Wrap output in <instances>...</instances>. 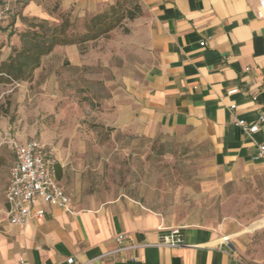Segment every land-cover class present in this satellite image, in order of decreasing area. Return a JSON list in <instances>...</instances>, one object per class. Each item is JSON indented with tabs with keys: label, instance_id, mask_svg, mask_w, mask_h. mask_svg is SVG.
I'll return each instance as SVG.
<instances>
[{
	"label": "crops",
	"instance_id": "obj_1",
	"mask_svg": "<svg viewBox=\"0 0 264 264\" xmlns=\"http://www.w3.org/2000/svg\"><path fill=\"white\" fill-rule=\"evenodd\" d=\"M117 1L26 0L23 14L49 20H58V14L66 12L85 17ZM137 1L141 13L126 25L128 33L116 28L107 38L96 40L99 48L92 64L106 68L110 75L108 81L99 78L108 93L96 112V137L81 127L67 144L62 139L56 143L57 179L70 197L73 212L39 201L34 215L43 207L44 217L33 215L25 226L13 225L4 196L0 264H70L69 258L74 264H245L232 254L230 245L221 242L215 229L177 224L162 208L105 179L101 165L110 158L91 154L96 146L90 147V142L101 145L107 137L115 140L117 133L133 139L188 133L211 148V164L220 170L223 185L264 169V156L258 155L264 122L253 134L235 124L239 119L254 124L264 116L261 2ZM13 41L18 43V37ZM78 47L82 46H58L45 58L60 49L74 58ZM4 51L0 58H6L10 48ZM83 63L80 60V66ZM232 89L238 92L229 94ZM101 130L108 132L107 137L99 135ZM14 162L15 155L10 167ZM210 185L220 186L217 181ZM178 227L183 244L163 245ZM119 235H125L124 244L139 246L111 253L120 245Z\"/></svg>",
	"mask_w": 264,
	"mask_h": 264
},
{
	"label": "rangeland",
	"instance_id": "obj_2",
	"mask_svg": "<svg viewBox=\"0 0 264 264\" xmlns=\"http://www.w3.org/2000/svg\"><path fill=\"white\" fill-rule=\"evenodd\" d=\"M17 1L23 0H0V57L8 47L9 31L20 29V25H11L12 13L8 11L19 10L21 4ZM116 3L125 15L118 28L128 33L126 25L140 15L139 3ZM78 19L79 25L83 24L84 18ZM98 48L96 41L85 44L78 47L74 58L64 49L57 50L45 58L32 81L0 84V215L8 170L14 160L6 143L8 137L41 141L55 148L56 155L57 141L62 139L67 144L77 128L84 127L96 137V112L108 93L99 78H110L106 68L92 64L96 63ZM80 60L84 62L82 66ZM101 133L108 135L105 130L100 131V136ZM94 144L96 152L91 154L110 158L101 165V172L116 187L162 208L163 214L177 224L206 225L215 229L220 238L235 235L230 238L234 255L245 264H264V227L249 229L264 217V169L250 171L223 185L220 170L211 164V148L188 133L164 134L154 139H133L117 133L115 140L107 137L101 145L90 142V147ZM215 181L220 186L213 188L210 183Z\"/></svg>",
	"mask_w": 264,
	"mask_h": 264
},
{
	"label": "built area",
	"instance_id": "obj_3",
	"mask_svg": "<svg viewBox=\"0 0 264 264\" xmlns=\"http://www.w3.org/2000/svg\"><path fill=\"white\" fill-rule=\"evenodd\" d=\"M261 9L258 12L260 18H264V0H260ZM205 45V42H201ZM238 92L232 89L229 94ZM235 108V105L232 106ZM264 122V116L259 122L248 124L244 119L235 122L246 134H253L260 128V123ZM6 143L13 150L15 162L9 169V179L6 185L4 196L6 202V214L9 222L13 225L25 226L34 215V207L37 202L45 205L59 207L68 212H73L70 197L64 185L57 179V157L53 147H48L41 141L32 139L27 142H20L15 137H8ZM258 155L264 156V143L259 145ZM45 208L41 207L35 212L36 217H44ZM125 235H119L117 241L119 247L111 252L126 251L138 247L135 244H124ZM221 242L230 245L228 235L223 236ZM170 247L181 246L183 244V233L180 227L173 229L162 242ZM234 255V253L232 252ZM68 263L74 264V259L69 258Z\"/></svg>",
	"mask_w": 264,
	"mask_h": 264
},
{
	"label": "trees",
	"instance_id": "obj_4",
	"mask_svg": "<svg viewBox=\"0 0 264 264\" xmlns=\"http://www.w3.org/2000/svg\"><path fill=\"white\" fill-rule=\"evenodd\" d=\"M18 11L12 13V26L20 29L9 31L7 39L10 52L6 58H0V84H16L29 82L34 79L35 72L41 68L43 60L58 46L80 45L96 41L106 37L118 28L125 18L120 13L119 3L110 6L98 13L83 17V24L79 25L78 17L72 13H59L58 20L30 17L23 14V8L27 4L22 2ZM141 13V7L138 6ZM57 12V6L54 9ZM130 18H135L131 16ZM18 37V43L13 39Z\"/></svg>",
	"mask_w": 264,
	"mask_h": 264
},
{
	"label": "bare ground",
	"instance_id": "obj_5",
	"mask_svg": "<svg viewBox=\"0 0 264 264\" xmlns=\"http://www.w3.org/2000/svg\"><path fill=\"white\" fill-rule=\"evenodd\" d=\"M264 227V217H262L259 220L254 221L250 226L249 229H255V228H263ZM228 238H232V236H228ZM224 240V238H221V241Z\"/></svg>",
	"mask_w": 264,
	"mask_h": 264
}]
</instances>
